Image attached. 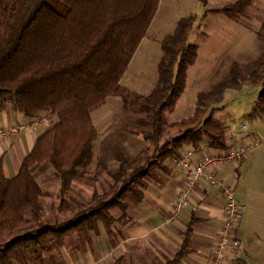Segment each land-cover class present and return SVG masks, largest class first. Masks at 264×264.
Listing matches in <instances>:
<instances>
[{"label": "trees", "instance_id": "16d2710c", "mask_svg": "<svg viewBox=\"0 0 264 264\" xmlns=\"http://www.w3.org/2000/svg\"><path fill=\"white\" fill-rule=\"evenodd\" d=\"M203 5L208 0H199ZM160 0H0V110L12 107L26 117L54 113L55 122L42 131L14 177L5 176L0 161V264L40 259L54 243H61L74 229L93 230L99 221L109 225L110 209L125 211V198L140 199L155 169L167 170L166 159L181 155L187 144L207 140L210 149H227V128L205 116L209 103L222 96L217 91L199 92L197 108L188 128L159 146L167 113L184 91L188 68L195 63L198 46L189 42L195 26L193 15L181 17L174 30L164 35L157 64V83L147 95L132 92L122 80L146 36ZM253 0H236L209 10L233 20L247 16ZM264 41V20L260 32ZM249 80L261 84L251 117L264 116V44ZM232 84L238 85L241 68L234 62ZM120 96L125 109L149 115L152 130L145 139L156 149L153 155L122 158L110 196L93 194L89 206L67 221H49L43 214L46 193L42 172L52 167L60 181L59 209L78 175L93 158L98 130L93 110L110 96ZM183 123V122H182ZM110 153L111 139L102 142ZM146 144V150L150 146ZM158 160L159 162H156ZM39 168V169H40ZM154 169V170H153ZM54 212H52L53 214ZM51 214V215H52ZM184 250L166 264H181ZM118 264V263H116Z\"/></svg>", "mask_w": 264, "mask_h": 264}, {"label": "rangeland", "instance_id": "374dc122", "mask_svg": "<svg viewBox=\"0 0 264 264\" xmlns=\"http://www.w3.org/2000/svg\"><path fill=\"white\" fill-rule=\"evenodd\" d=\"M235 1L208 0L205 6L199 0H160L155 18L134 53L122 82L132 92L147 95L157 83V64L162 56L161 39L174 30L181 17L190 15L195 17V26L189 36V42L198 46V56L195 63L188 68L184 91L179 95L172 110L167 113L164 134L158 144L161 146L166 141L180 135L184 130L195 128L196 122L192 123L189 120L197 108L199 92L218 91L220 86L226 85L222 96L218 97L216 102L212 101L207 105L204 117L212 116L227 129H232L234 135L247 138L245 142L248 144L254 139L259 142V145L251 148L245 157L248 160L243 170L242 186L237 190V198L244 206L246 214L250 213L249 223L254 218L252 212L258 211V218L264 225V116L251 117L262 85L252 84L249 80L250 73L258 65L257 60L264 44L260 35L264 20V0H255L247 16L237 21L223 12L209 11ZM234 62L238 63L241 68L238 85L231 83V68ZM108 101L110 103H105L93 110V123H97L99 127L98 137L93 144V158L66 193L62 209L58 207L60 199H54L53 196L59 192L61 180L58 181L55 178V171L52 167L39 172L43 162L36 167L35 172L39 173L40 185L47 192L43 199V214L47 216L45 219L51 222L58 221V219L70 220L78 212H83L84 210L81 209L87 208L90 200H86L88 204L79 205L76 199L72 200L69 197L70 192L77 197L85 183L91 185L97 178L100 183L99 187H101L96 190L97 194L110 196L112 187L99 178H112L111 173L119 168L122 158L133 160L139 153L159 156L157 150L146 141L144 136L152 130L149 115L125 109L120 96H110ZM54 117H56L55 114ZM242 125L246 126L244 131L241 129ZM106 138L111 139L109 154H105L102 145ZM146 144L150 146L149 150H146ZM176 159L177 157L175 161ZM156 162L159 161L156 160ZM165 163L168 164L169 161ZM158 169L159 167L155 171ZM232 173L237 174V172ZM90 192L91 190L86 193V197ZM130 198L133 197L128 195L125 198L126 203ZM83 228L79 227L80 230L72 231L62 243H54L40 259L26 258L25 262L15 264H68V262L71 264L72 261L83 260V258H85L83 262L87 259L92 260L94 247L91 244L93 242L91 235L89 241L86 240L84 237L86 230ZM80 235L81 239H79ZM79 242L82 245L84 242H89V247L84 248L85 252L81 253L83 255L80 254L81 257L77 250L80 247Z\"/></svg>", "mask_w": 264, "mask_h": 264}, {"label": "crops", "instance_id": "0c3cea01", "mask_svg": "<svg viewBox=\"0 0 264 264\" xmlns=\"http://www.w3.org/2000/svg\"><path fill=\"white\" fill-rule=\"evenodd\" d=\"M254 2L255 0L252 6ZM108 103L110 102L107 100L106 104ZM25 119L26 116L12 107H7L0 110V129L21 123ZM94 125L99 132L97 123ZM42 131L43 128H38L25 133H17L0 143V161L5 176L11 178L17 175L23 159L34 148ZM232 138L235 145L245 144V139H247L244 136L234 135V133ZM252 141L250 143H253ZM183 150H192L195 162L214 149H210L207 140H203L199 146L187 144ZM244 159L237 167L227 165L217 174L219 178L235 185L236 198L237 190L242 186L243 170L248 160ZM165 161H169L168 164L165 163L168 169H158L151 178L146 179V187L140 199H128L125 211L117 207L110 209L114 219L109 225L99 221L93 230L83 228L86 230L84 235L86 240L89 241L91 235L94 257L84 262L85 258L72 261L71 264L78 262V264H89V262L90 264H166L181 250L185 252L181 264H208L224 218L225 200L219 189L204 178L191 192L189 204L177 209L175 203L180 191L184 188V177L182 170L176 165L175 158ZM232 172H237V174ZM101 179L111 187L115 182L111 177L99 178ZM87 180L90 182L89 179ZM84 185L77 197L70 192L69 197L72 200L76 199L79 205H85L86 200H91L92 195L97 194L96 190L101 189L98 178L93 184L85 183ZM89 190L91 192L86 197ZM237 200L241 203L238 198ZM81 210H86V208ZM252 214L254 218L249 223L250 213L246 214L244 210L238 226V235L243 241V250L236 264H264V225L258 218V211ZM81 237L80 235L79 239ZM79 244L80 247L77 250L81 257L80 254L85 252L84 248L89 247V242H84V245L81 242Z\"/></svg>", "mask_w": 264, "mask_h": 264}, {"label": "built area", "instance_id": "2783aa9c", "mask_svg": "<svg viewBox=\"0 0 264 264\" xmlns=\"http://www.w3.org/2000/svg\"><path fill=\"white\" fill-rule=\"evenodd\" d=\"M53 113H44L35 117H26L25 121L8 128L0 129V143L8 140L11 135L25 133L29 130L46 128L55 122ZM241 129H246L242 125ZM233 130L227 129V149H214L205 153L198 161H193L194 152L183 150L176 159V165L182 170L184 188L180 191L176 208L187 206L190 202L191 192L197 183L206 178L209 183L216 186L225 200L224 218L219 228L208 264H236L243 250V241L238 235V226L244 213V206L239 203L235 194V185L217 176L218 172L227 165L237 167L245 158L248 150L258 144L253 140L250 144L235 145L232 138Z\"/></svg>", "mask_w": 264, "mask_h": 264}]
</instances>
